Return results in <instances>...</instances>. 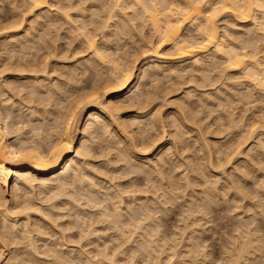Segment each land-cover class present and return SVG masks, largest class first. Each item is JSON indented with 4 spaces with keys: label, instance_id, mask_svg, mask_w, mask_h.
I'll list each match as a JSON object with an SVG mask.
<instances>
[{
    "label": "rangeland",
    "instance_id": "rangeland-1",
    "mask_svg": "<svg viewBox=\"0 0 264 264\" xmlns=\"http://www.w3.org/2000/svg\"><path fill=\"white\" fill-rule=\"evenodd\" d=\"M24 1L27 2V0H24ZM24 1L23 0H0V45L1 44L6 45L5 47L3 45L0 46V49H2L4 51L3 52L0 50V53H1V55H0V70L2 69L0 71V73L2 74L4 72L3 75H1L0 77H2V76H3L2 78H5L6 76L8 77L9 74H8V72H6V69H8L10 66L12 67L13 63L16 64V62H17L16 60L20 59L19 57H21L20 56L21 54H22V58H23V56L26 54V52L30 51L28 49V51H25L24 55H23L24 52H20V51H24V50H20V49H25L26 48L25 45H27L29 47V45L31 43H33L30 45V47H32V50L34 48L38 49V47L42 45L41 47H39L41 50L38 49L41 53L35 49L36 51L31 50L33 53L30 51L29 54L27 53L28 55L26 54L28 57L30 55V53L33 55L35 52L34 55H36V57H34V59L37 62L39 61V63H38L39 65L41 64L43 66V63L46 64L49 60H51V62H49L47 67H46V68L51 69V70H47V69L45 70V72L48 73V75H47L48 78L46 77V74H45V76H43L44 72H40L41 74H35V75H37V77H35V78H37L38 80L40 79L39 81L43 80V81H41V83L43 82L41 84V86H42L41 90L44 92L42 97L44 98L43 101L45 103L43 102L42 106L45 105L44 106L45 108L48 107L47 108L48 111H46L47 109H45V111H44L43 110L44 108L40 107L41 104L39 107H36L37 103L33 102L32 99L30 100V98H31L30 88L32 87V84L34 83L33 80L29 81L27 79V82L29 81L30 84L28 82V84H29L28 88H26L25 91L20 93L18 98H17V96H15L12 98V99L15 98L14 100L10 99L11 102H10V100H8V102H10V103H8V104L6 103V104H7V107L10 109L5 108V105L3 104V102H1V101H3V99L1 100L2 97H0L1 111L3 110V112L6 113V111H5V109H6L8 112L5 115L10 114L11 118H12V116H15L12 118L15 120H11V121H12V123L15 122V123H13V126L15 125L16 129L19 126H20V128L23 127L21 133H22V136L25 137L24 141L26 140V138L29 141L28 138L31 139L34 136V135H32V133H33L32 131H34V133L36 135L37 134L41 135L42 136V137L40 136L41 138L45 137L44 139L46 141L47 136L50 138V134L47 135L46 133H48V131L50 133L49 129L52 130L55 128V127H53V125L56 124L55 121L57 120L56 115H58V111L60 110L59 114H61V110L63 113L65 110L64 107L67 106L68 103H70V102H68L69 100L73 101L74 99L78 100V99L82 98V97H80V95H82V94L84 95V93H81V92L86 93L87 90H91V88L94 87L96 80L97 81L99 80L100 75L104 79L105 78L107 79L108 77H110L109 75L111 73L109 74L108 72L113 71L112 66L116 65L117 62L121 66H122V64H124L123 68L128 66V65L132 66V64L134 63V64H136L135 65L136 71H135V79H134L132 86L137 85L138 88L136 86L135 89L133 90V92H131V93L128 92L129 90L127 92L125 91L124 92L125 95L122 94V97H120L117 100L115 99V101H119L122 98L121 101H119V102H121V103L124 102L122 104L123 109L121 111L122 112L121 116L123 118H125L127 120L128 119L132 120L134 118H135V120L138 119V122L141 121V123H142L140 126L141 129L148 128V129H146L147 131H149L147 134L146 130L140 129L141 130L140 131V130H138L140 128L139 126H137V125L134 126L135 124L133 125L134 126L133 130L136 127L135 131H137L134 134V137H136L135 140L137 139L140 142V143L137 142V144L138 143H139V145L144 144L143 149H145V147H146L147 150L150 149L149 148L150 146L152 148L156 145L155 148H157V147H160L161 145H163L161 147L162 148L164 147L165 150L162 151L163 153L161 152L162 154H158L159 153L158 149L155 150L152 148L153 150L152 149H151V151L149 150L150 152H148L147 158H149L150 160H153V168H154L153 171H155V172L153 173V176H151L152 178L150 179L146 175L148 173L144 174L141 171V173L138 175L141 180L139 183L136 184L134 182V177L137 176L136 174L135 175L130 174L128 176L126 175V177L123 176V175H125L123 173H125L126 170H127V172H128V170H131V167L129 168V167H125L124 165H121L123 163L120 160H118L119 161L118 163L121 162L120 164H118V163H117L118 165L115 164L114 162L117 160L116 157L118 155L114 156V154H116L117 152L114 150H112V151H108V149H106L107 151L105 150V147H108L107 144L109 142H111L110 144H112V146H113V142L118 144V142L120 141L114 135L111 136V133L113 134L115 125H112L113 126L112 129L111 128L109 129L110 126H108L107 124L102 122L105 125H107L108 128L104 129L107 126L102 124L105 127L104 128L99 127L101 129L96 128L95 130L97 132L92 131L93 130L92 129V130H90L92 132L87 131L88 132V133H86L87 135H85L83 133L85 135V137L88 139L87 141H89L88 142L89 145L87 144L88 145L87 151H89V153H90L89 157L85 160V163L86 164L88 163L90 166L92 165V167L95 166L94 168H96V170L98 168L97 171H99V173L102 174L103 176H106L107 180H110L111 177L112 178L116 177V176L113 177L114 173H115V175L117 173L121 174V175L117 174V176H119V177H117L118 180H116L117 178H114L115 181L112 178H111V180L115 185L119 184L117 187H119V188L123 187L122 189L128 190L127 193L128 192L130 193V194H128L130 197L129 196H125V197H129L127 199L128 201L127 200L126 201H127V203L130 201L132 204L131 203H130V205L128 204L129 207H127V209L125 208V212L127 211L126 216L124 215L123 216L124 218H122L121 221H127L128 220L127 223L128 222L132 223L131 222L132 220H130V219L134 218L135 216H136V218H135L136 220H138V218L140 220V219L144 218V216L146 215L144 213H146V211H148V209H152L153 214L156 213L155 217H153L154 221H152V223L153 222L154 223L152 224L150 222L151 224H149V225H151V226H149V228H152V229H148V228L144 229L145 231L147 230L146 232H148V231H149V233L152 232L151 235L154 234V236L152 235V237H150V238L154 239L151 241H154V243H155V244L152 243V245H154V246H151L152 248L149 246L147 247V245H149L147 243L148 241L144 242L141 239H139L140 233L138 234V236L136 235V239H138V242H135V243L131 242V244L127 243V245H126V243H123V240H121L122 237L126 238V237L130 236V234H128L127 232H126L127 236H124V234H122L123 236L121 235L122 237L119 239L120 241L118 240L116 242L115 238L118 239V237H117L118 233H116V230L113 231L112 228L110 229L111 226H108V224H106V223L102 225V223H100V216L98 215V212H97V211H99L98 208L95 209V208H86L87 206L84 207V205L87 204V200L85 202L83 201V203H82V201L80 200L81 198L78 195L77 196L80 198L79 201H81L80 203L84 207L83 210L85 211V208H86V212H84V211L83 212L87 213V215H89L90 217L89 216L84 217V220H83V215L81 216V213H83V212H81L82 206L77 207V205H74L73 202H71V204H69L65 208V206L63 207V206L58 204L61 202L60 200H59L60 202L59 201H54V202H55V204L57 203V205H59L58 207H60L61 209L59 210V209H57L58 208L57 207L55 209V210H57L56 212L53 210L54 208L50 209V211H49L48 207H50V206L48 204H50V205L54 204V202L52 203V201L47 202L48 198H50V196H51V194H49L50 192L48 193L47 191H43L44 193H41L42 191L37 189L36 195L38 194L37 195L39 198L38 202H39V204L42 202L40 204V206H42L41 211L43 210L44 215L47 217L46 218L45 216H43V218L45 217V219H46V220H43L42 216H36L37 220H41V221L43 220L42 221L43 222V231L45 230V232H43L44 236L41 235L43 238L42 237L38 238V236H35V241L36 242L39 241V243H40L39 244L37 242V246L39 247V251L41 253V256L39 255V257H42V258H39L38 255H34L32 257V255L29 254L30 248H29V246H27V245H29V244H27L28 241L25 240V243L20 242L23 240L18 238L19 237L18 236V237H16L15 241L18 243V241L20 240L19 244H21L22 247H19V244L16 246H14V244H12L11 249H12L13 258L15 255H18V254L14 255V253H16V251L14 252V249L16 250V247H17V250H18L17 252L19 253V255L15 256V258L17 257L16 260L12 258L15 262L12 260L13 262H11V264L12 263L13 264H35V263L36 264H44V261H45V264L46 263L47 264H50V263L51 264H54V263L59 264L58 263L59 261H61L60 264H62V263L63 264H74V263L86 264L88 261L89 262L87 264H153V263H155L154 261L157 260L158 258H159L158 262L156 261L157 264H167V263L168 264H227L228 262H229V264L230 263L235 264L234 263L235 261H238L239 262L238 264H264V245H262V243L264 242V241L262 242V240H264L263 239L264 238V151H263L264 150L263 149L264 148V144H263V142H264V130H261V129H264V126L261 127L262 124L264 125V123H262V121L264 122V93L262 92V89L259 86L256 87V85H254L253 82H250V79L247 80L248 77L244 75L245 73L243 70H238V71H232L231 70L230 71L229 68L225 65L226 63L224 64L225 61L223 59H221V58H217V59L215 58L214 59V56L211 55L212 51L210 53H205V54L201 55V58L203 61H201L202 64L200 63V65L198 67L191 64L192 60H181V59H179V57L177 55V51L172 52L173 50H175L172 46H165L166 48L165 47L163 48L162 53L165 54L167 52L168 54L170 53L171 56L165 54L167 56H165V58H164V55H163L164 60H159L160 62L158 60H156L154 57H151L150 55L146 56V54H149V52L148 53H146V52L152 46L158 45L160 42L159 41L160 39H158V35H156V33H154V30L152 29V26H151V22L148 21V19L146 17H143L144 15L142 16V14H144V13L141 14L142 10L139 8L137 9V7L135 9V7L130 5V4H128V5L132 6V7L127 9V6H126L127 3H125V2H124L125 5L122 4L123 3L122 2L121 3L122 6H121V4L118 3L116 0H48L49 4L52 5V7L55 9V11H56V9H60V7H61V10H62V8H65V10H62V11L57 10L55 12L53 10V8H51L52 9L51 11H47L46 9H44L45 11L42 10L40 13L36 12L37 14L35 16H33L34 14H32V13H31L32 16H28V15L23 16V15H25L24 13H26L25 10H27L26 6H28V4H29V1L27 2V5L25 4L26 2H24ZM69 4H71V5H69ZM72 4H73V6H72ZM167 4H168V2H167ZM118 5H120V6H118ZM69 6L72 7L73 9H69ZM165 6H166V4H165ZM113 7H115V8H113ZM24 8H25V10L23 13L22 11ZM125 8H126V10H125ZM66 9L69 11H66ZM64 11L68 12L71 19L72 18L73 19L69 21V20H66L67 18L65 19L64 16L62 17V15L61 16L59 15V14H61L60 12L63 13ZM42 12L43 13L45 12L44 16H42V14H43ZM109 12H110V14H112L111 16L109 15ZM95 13H97V14H95ZM31 14H29V15H31ZM48 14L50 15V17ZM220 14H221V17H217L218 19L216 20L217 21L216 25L219 28L220 36H222L224 38L225 42L227 44H231V45L235 46L236 48L239 45L238 49H241V50L243 49V48H241V47H243V45L246 47L248 44H250V45H248V46H251L250 49L246 50L247 48H244L245 50L244 49L243 50L245 52L247 51L251 55L257 54V52L255 53L254 50H258L260 48V50H258L259 54H257V55H258V58H260V59L262 58V61L261 60L260 61L262 63H264V61H263L264 60V54H263L264 53V42L262 43L259 41L262 39V37L264 38V36H262V34H260V32L258 33L257 31H254L255 30L254 24H253L254 21L248 22L246 24V27H245V24H242L239 20L237 21V19H235L230 13L223 12ZM220 14H219V16H220ZM229 15H231V16H229ZM258 15L259 14H257V12L254 13V17L256 18L257 22L261 21L260 18L262 17L261 14L259 15L260 17ZM36 16L38 18H36ZM23 18H24V23L22 22V26L18 25V24H21V20H23ZM47 18L48 19L50 18L51 20L50 19L49 20L52 22L54 21V22L51 23ZM52 18L55 20H53ZM16 19L18 21L20 19V22H16L17 21ZM30 19L32 21H30ZM34 19L35 20L37 19L36 20L37 22ZM33 20H34V23H33ZM44 20H46V21H44ZM14 21L17 24H15ZM55 21L57 22V24ZM226 21L229 23H227ZM70 22H71V24H70ZM104 22H106V23L104 24ZM32 23H33V25H32ZM101 23H102V25L103 24L106 25L108 23L106 25L107 28L105 27L103 29L102 27L104 25L102 26ZM99 24H100V26H99ZM229 24H230V26H229ZM16 25H18V26H16ZM48 25H50L51 27H53V25H56L55 28L54 27L52 28V29H55L56 31L52 30V29H50V31H49L50 26H48ZM191 25H192V27L190 26V24H188L183 32L184 33L186 32V36H188V38H190V37L195 38L194 36H196V38H197V35H196L197 34V31H196L197 27L195 25H194L195 26L194 27L193 24H191ZM231 25L233 26V28ZM74 26H76V27H74ZM223 26L229 30H226ZM230 27H231V29H230ZM248 29H252V30L247 31ZM45 30H47L48 32ZM220 30H222V31H220ZM224 30H225V32L227 31V34L229 32V35L225 34ZM251 31H253V32H251ZM40 32H42V33L40 34ZM248 32H249V35H248ZM250 32H251L252 37L250 36ZM43 33H45V34H43ZM47 33H48V35H47ZM5 34H7V35H5ZM24 34H26V35L24 36ZM38 34L40 36L42 34L46 35V37L42 39V37L38 36ZM245 34L247 37L249 36L251 38H249V37L247 38L245 36ZM232 35L234 37H232ZM239 35L241 36V39H240ZM34 36H35V38H34ZM58 36H59V38H58ZM87 36L88 37L90 36L89 38H91V37L95 38L96 37V42H97L96 44L98 45V47H100V49H102L101 51L103 52V54L106 55V56L105 55L104 56L106 58H108L107 60H112V62L114 60V63L115 62L116 63L113 65L111 63V61L108 62L105 58H104V60H105V62L108 63V65H107V63L104 62V60L100 61V59H99V61H98V58H96L94 55H92L93 51H90L91 49H90V47H88L89 44L86 43V42H88ZM226 36L229 39H227ZM11 37L16 38L15 40H21L24 37H27V38L23 39L25 41L24 47L19 48L18 44H14L12 42V40H10ZM256 37L257 38L259 37L260 39L258 38V40H257ZM29 38H31L32 41L29 42L28 40H31ZM40 38L42 40H44L43 41L44 43L39 45V42L41 41ZM47 38H48V42H46ZM235 38L237 39V41L236 40H235V42L232 41V39H235ZM242 38H244L243 40L245 42L242 40ZM255 38H256L257 43H256V41L253 43ZM4 40H7L8 42L11 41L13 44L7 43ZM38 40H40V41H38ZM27 41H28V43L26 44ZM238 41L241 44H237ZM263 41H264V39H263ZM243 42L247 45H245ZM246 42H248V43H246ZM251 43L254 44L255 46L254 45L252 46ZM255 43L257 44V47H256ZM35 44H37L38 46H36ZM13 45H15L16 47ZM17 45H18V47H17ZM32 45H34L36 47H33ZM149 46H151V47H149ZM13 47L15 49H17L18 51L15 50V53H13L14 52ZM45 47H47V49H45ZM252 47H254V48L256 47V48L253 50ZM8 48H10L9 53L11 55L9 53H6V51H8L7 50ZM251 49L254 52L250 51ZM45 50L49 51L48 54H46L47 52ZM55 50H56L57 54L55 53ZM19 52L21 54H19ZM36 52L37 53L39 52V54L37 55ZM251 52H253V53H251ZM5 54H7V55H5ZM49 54H50V56L48 57ZM39 55L41 58L43 55H45L46 57L44 59V56H43V58L41 59L39 57ZM108 55L111 57L110 59H109ZM11 56H12V58L9 59L8 57H11ZM37 56L40 58V60ZM93 56H94V58H93ZM51 57H54L55 59L53 58V60H52ZM25 58H24V60H27L28 62L33 63V61H34L33 56L30 57L33 59L32 61L30 58H27V59H25ZM135 59H137L136 63H135V61H136ZM3 60H4V62L5 61H7V62H5V64H4ZM13 60L15 62L12 63L11 61H13ZM163 61H165V62H163ZM10 62H11V65H10ZM102 62H104V63H102ZM204 63H205V65H204ZM6 64L9 66H7ZM18 64L19 63L17 62L16 65H18ZM154 64H155V66H153ZM4 66H6V68H4ZM45 66L46 65H44V68H45ZM99 66H101V67L99 68ZM109 66H110V68H109ZM3 68H4V70H3ZM44 68L41 67L40 69L43 70ZM102 68H103V70H102ZM190 68L191 69L193 68V69L190 70ZM194 68H196V69H194ZM71 70L74 73H72ZM106 70H107V72H106ZM180 70H182V71H180ZM194 70H195V72H194ZM197 70H198V72H197ZM97 71H99V72H97ZM142 71H144V72H142ZM190 71H192L193 73ZM93 73H94V76H93ZM95 73H97V74H95ZM144 73L146 74L145 76L147 78L142 76V74L144 75ZM104 74L107 75V77ZM189 74H191V75H189ZM25 76H27V74H25ZM32 76H34V75H32ZM49 76H51V77L49 78ZM74 76H75V78H74ZM95 76H96V80H95ZM103 76H105V77H103ZM244 76L247 78H245ZM57 77H58V79H57ZM205 77H207V78H205ZM2 78H0V81L2 80ZM59 78H60V80H59ZM64 80L65 81L68 80V82H66V85H65ZM205 80L207 81V83ZM23 81L26 82V80H22L19 82V84H22ZM53 82L55 84H53ZM72 82L74 84H72ZM203 82H205V83H203ZM84 85H85V87H84ZM91 85H93V86H91ZM96 85L97 84H95V86ZM52 86L55 87V90H57V91L54 90L52 93H49V91H50L49 87L51 89ZM64 86H66V87H64ZM56 87L58 89H56ZM82 89H83V91H82ZM136 89H137V91H136ZM64 90H65V92H64ZM56 92H58V93H56ZM62 92H64V94ZM248 92L250 94H248ZM87 93H89V92H87ZM25 94H27V96ZM57 95H59V96H57ZM61 95H63V97ZM53 96H54V98H53ZM132 96H133V99H131ZM19 97H21V100L24 99L22 102L25 101V104H27L28 106L25 105L24 103L21 104L22 102H21ZM59 97H61V98H59ZM50 98L52 99L51 101H49ZM4 99H8V97L4 96ZM29 100H30V102H28ZM56 100H58V101H56ZM65 100L67 103L65 102ZM110 100H114V97L107 98V101H110ZM136 100H138V101H136ZM54 101H55V105H54ZM59 101H60V104L58 103ZM26 102H28V103H26ZM31 102H33V103L31 104ZM138 102H139V104H138ZM142 102H143V105H142ZM13 103H14V105H13ZM34 103L36 106L34 105ZM41 103H42V101H41ZM46 103H49V104L46 105ZM61 103H63V104L66 103V104H65V106H63V104L61 105ZM51 104L57 108H55L54 106H51ZM133 104H134V106H133ZM137 104H138V106H137ZM29 105H31V106H29ZM59 105H61V108L59 107ZM12 106H13L14 110H12L13 109ZM131 107H133V108H131ZM52 108H54L55 110ZM30 110L35 111V113L33 112L32 113L33 115H32ZM50 111L52 112V115H51ZM46 112H47V114H46ZM30 115H32V116H30ZM44 115H46V116H44ZM49 117H51V118H49ZM53 117L55 120H52ZM152 118L156 120V121L154 120V123L156 125L153 123ZM260 120H262V121H260ZM144 121H145L146 126L144 124ZM47 122H49V123H47ZM132 122H133V120H132ZM176 122H178V123H176ZM260 122H261V124H260ZM161 123H162L161 128L157 129V127H159V126H157V124L160 125ZM232 124L233 125L235 124L237 128L235 127V125L233 126ZM147 125H148V127H147ZM252 125H254V126L256 125V126L254 127ZM15 126H14V128H15ZM40 127L42 128V130L40 129L41 132L39 130ZM256 127H257L258 131H255V130L251 131V129H253V128L256 129ZM33 128L34 129L38 128L37 130H39V131L36 130L37 131V133H36V131L33 130ZM82 128H84V126ZM107 129H109L108 130L109 132L105 131ZM143 131H145V132H143ZM250 131L252 132L251 134L253 136L249 133ZM81 132H83V131H81ZM81 132L79 133V136H81L80 138H82L84 136L83 134H81ZM104 132L109 133L110 136L107 133L105 134ZM175 132L177 133L178 136L176 135ZM42 133L45 135H43ZM141 133H142V135L146 133L145 136L147 135L148 138L145 137L144 135L142 136ZM253 133H255V135ZM137 134H140V136L143 137V138H141L138 135L142 140H140V138L136 136ZM180 134H183V135H180ZM16 135H18V133ZM94 135H95V137H94ZM106 135H108V136H106ZM13 137L14 138L12 139V141H14V139L17 138V136H13ZM23 137H21V138L23 139ZM110 137H112V139ZM144 137H145V139H144ZM34 138H35V136L33 137V140H34ZM146 139L148 141H146ZM151 139H153L154 141L158 140V142L157 141L154 142ZM16 140H17V142L19 141L18 139H15V141ZM27 140H26V142H27ZM31 140H30V142L33 141V140L32 141ZM95 140H97V141L94 143L93 141H95ZM105 140H107L108 143ZM103 141H105V142H103ZM149 141H150V143H147ZM151 141H153V142L151 143ZM153 143H156V144H153ZM170 143H171V145H170ZM117 144H114V145H117ZM145 144H147L148 146H146ZM240 144H242V145H240ZM119 145H120V143H119ZM170 146H171L172 150L170 149ZM99 147H101V148H99ZM259 148H261L262 150H260ZM100 149L101 150L103 149L104 152H103V150L101 151ZM239 149H240V151H239ZM169 150L171 152L168 154ZM100 151L103 153H101ZM113 152H116V153H113ZM111 153H113V155ZM154 154H156V155L153 156ZM227 154H228V156H227ZM95 156H97V157H95ZM111 156L113 157L112 159H111ZM105 157H107V158H105ZM154 157H156V158H154ZM89 159H92V160H89ZM160 160L162 161V163H164V165L162 163H160ZM110 161L112 163H114L115 166L116 165L117 166L115 167L114 164L110 163ZM230 161H231V163H229ZM157 162H159V163H157ZM228 163H229V165H228ZM210 164H211V166H210ZM110 165H112L113 167H111ZM157 165H158V167H157ZM212 165H213V167H212ZM90 166H89V168H91ZM221 166H223V167H221ZM237 166H239V167H237ZM210 167H212V168H210ZM134 168L135 167H133L132 169H134ZM136 168L138 169V167H136ZM219 168H220V170H219ZM157 170H161L160 171L161 173L159 171L157 172ZM82 171H81V173L83 175H85L86 172H82ZM137 171H140V170H137ZM129 172H131V171H129ZM202 173L205 174L204 175L205 177L206 176L207 177L204 178ZM155 174H157V175L159 174L160 177H162L163 179H161L159 177V175L157 176ZM122 176L124 178H121ZM128 177H131V178H128ZM153 178H154V180H153ZM171 179H172V181L173 180L174 181L171 182ZM107 180L105 181V183H104V180H102V179H99V180L96 179L95 181H96V183H97V181L99 183H101L103 181L104 185H103V183L101 185L97 183V185H99L100 187L101 186L104 187L105 185L106 186H107V184L111 185V183H112V182H110L111 180L108 182H107ZM217 180L219 181V183ZM151 181L153 184L150 183ZM131 182L133 184L135 183V185L138 187L136 188L134 185H132ZM11 184L13 185V182L10 183L9 193L7 194V198L9 200L11 199V192H10L11 191L10 189L12 187ZM55 184L57 185V183H55V182H54V185L52 183L53 187L55 186ZM243 184H245V186ZM213 185H215V186H213ZM77 186H78V183H77ZM237 186H239V187H237ZM128 187H129V189H128ZM154 187L155 188L157 187V188L155 189ZM165 187H167V188H165ZM107 188H108V186H107ZM50 189H51L50 191L52 193L53 189L52 188H50ZM78 189H79V186H78ZM147 189H148V192H147L148 195L146 194ZM161 189L164 192L167 191L168 194H166L167 192L164 193ZM96 190H98V188ZM157 190H158V192H157ZM213 190H215V191H213ZM70 191H71V189H70ZM141 191L143 193H141ZM24 192H23V190L21 192V193H23L22 195H20V196H22V198L26 195ZM55 192L56 191H53V194ZM105 192H108V191L104 190V193H102V194L103 195L105 194L104 195L106 197L105 199L108 201L110 199V195L106 196ZM170 192H172V193H170ZM209 192L214 193V194H211ZM73 193H74V190H73ZM152 193H154L157 197ZM164 194L167 196H165ZM103 195L100 197L103 198L104 197ZM145 195H147V197ZM161 195H163V196L161 197ZM131 196H132V198H131ZM107 197H108V199H107ZM207 197H209V198H207ZM25 198L26 197H24V199ZM46 198H47V200H45ZM158 198H160V199L164 198V199L159 200ZM132 199L133 200L135 199V200L133 201ZM165 199H166V201L164 202ZM61 200H65V199H61ZM152 200H154V201H152ZM156 200L157 201L159 200V202L156 203ZM168 200H169V202H168ZM44 201H46L45 204L47 206L44 204ZM195 201H196V203H195ZM149 202H151V203H149ZM162 202H164L163 205H162ZM193 202H194V205H193ZM108 203H109V201L107 202V205H110L111 206L110 208L114 207L113 204H111V203L108 204ZM140 203H143V204H140ZM42 204H44V205H42ZM144 204H146V207H143V206H145ZM154 204H156V205H154ZM195 204H197L198 206ZM73 205L77 207V210H76V207H73ZM132 205H133V207H131ZM149 205H152V206H149ZM16 206L17 205H15V207ZM104 206H106V205H104ZM140 206H142L143 208ZM196 206L199 208L198 210H196L197 209ZM203 206H204V208H203ZM62 208H63V211H62ZM70 208L71 209L73 208L74 210L73 209L71 210ZM131 208H132V210H134V211H132L133 214L130 211ZM133 208H135V209H133ZM138 208H140V209H138ZM141 208H142V210H141ZM69 209H70V211H68ZM128 209H130V210L128 211ZM45 210H48V211H45ZM204 210H205V212H204ZM260 210H262L263 212ZM16 211H17V209H16ZM77 211H78V214L80 213V218H82V219H79V221L77 219L78 214L75 213ZM112 211L114 212V208ZM199 211H200V213H199ZM45 213L48 215H46ZM64 214H65V217L67 216V214L68 215L70 214V216H67V218H65ZM74 214H77V215H74ZM91 214H93V215H91ZM123 214H125V213H123ZM143 214H144V216H143ZM52 216L54 217L53 220L49 221L48 217H49V219H52ZM62 216L64 218H62ZM22 217L19 216V218L21 219L19 222V225L21 227L18 225L20 227V228L18 227V229L22 228L21 230H23V229L25 230V228H23L25 226L24 225L25 223H23V222H25V221L22 220L23 219ZM30 217L35 218L33 216V214H30ZM72 217H74V218H72ZM55 218L58 220H56ZM71 218H72V220H71ZM35 220L33 222H35ZM69 220H71V221H69ZM81 220H82V222H81ZM53 221H55L56 225H54ZM72 221H74V223ZM75 221L77 222V224L78 223L80 224V227H77L79 224L77 226H75V223H76ZM91 221L93 222L94 225L95 224L96 225L93 226ZM95 221H96V223H94ZM60 223L62 225H60ZM71 223L74 224V227H73V225H71ZM52 225H54V226H52ZM69 225L72 226V228L74 230L72 229V231H71L70 230L71 228ZM83 225L86 228L87 227L88 228L86 229ZM247 225H248V227H246ZM48 226L50 229L48 228ZM56 226H58V227L60 226V227L59 228L57 227L58 228L57 229ZM81 226H83V227H81ZM90 226L92 228L93 235L86 237L89 234V232H91V230L88 231ZM6 227H8V229L11 230L12 225L10 223H6ZM51 227H52V229H51ZM61 227L63 228L62 229L63 231L65 230L64 234H61V232L63 233V231L60 229ZM64 227H65V229H64ZM107 227H109V230ZM81 228L82 229L84 228V229L82 230ZM93 228L94 229L96 228L95 232H93ZM24 230H23V232H24ZM47 230H48V232H46ZM111 230L115 233H113ZM81 233L84 235L85 234H87V235L84 237V235H82ZM123 233H125V230ZM156 233H158V234H156ZM145 235L143 234V237L144 238L146 237V240H147L148 237H147V235L146 236ZM246 235L248 237H246ZM59 238H61V240H63V244ZM82 238H84V239L82 240ZM110 238H112L114 240H112ZM161 238L163 240H161ZM247 238H249V239H247ZM36 239H38V240H36ZM40 239H42V240H40ZM157 239H160V240H157ZM258 239L259 240L262 239V240L259 241ZM44 240H45V242H44ZM143 240H145V239H143ZM148 240L150 243L151 241L149 238H148ZM250 241H252V242H250ZM258 241H259V243H258ZM141 242H143V243H141ZM246 242L249 245L251 244L250 247H249V245L245 246ZM248 242H250V243H248ZM240 243L242 244L241 246H240ZM243 243H244V245H243ZM252 243H253V246H252ZM44 244H46L45 247L48 245L49 246L46 247V249H44ZM60 244H62V246ZM122 244H124V245H122ZM155 245H158V246H156V248H155ZM25 246H27L29 251L27 248H25ZM118 246H120V248H119L120 250H116V248H118ZM243 246L246 247L245 248L246 252H245V254L243 253L244 255L241 254V256H243V258H244V259L241 258V260H242L241 261L240 258H238V257H241V256H238L239 255L238 252L240 249L242 250V251L240 250L241 252H244ZM157 247H158V250H157ZM238 247H240V249ZM257 247H258V250H257ZM261 247H263V249H262L263 252L259 250V249H261ZM48 248H51V250H53L54 255L57 258L59 257L58 258L59 261L55 260L56 257H55V259H52V258H54V255L52 254L53 252L51 250H50L51 251L50 252ZM22 249H24V251ZM40 249L43 251L41 252ZM104 249H105V251H104ZM151 249H153V250H151ZM250 249H251V251H250ZM146 250H148V251H146ZM159 250H160V252H159ZM21 251H22V253H21ZM81 251H83V252H81ZM115 251H116V253L121 252L120 256L118 255L119 257L117 256V258H114V259H110L111 257L110 258L108 257L107 260H103L102 255L105 254V252H106V254H109V256L110 255L112 256V254ZM152 251L153 252L156 251L157 254L155 252H154L155 254L154 253L151 254ZM247 251H250V252H247ZM49 252H50V254H52L53 257L49 254ZM67 252H69V253H67ZM93 252H94V254H93ZM46 253L49 256L48 260L43 258V257H46V258L48 257V256H44V255H47ZM70 253H72L73 256L70 255ZM82 253H84V255ZM91 253H92V255H91ZM100 253H102V255ZM237 253H238V255H237ZM97 254H98V256H97ZM246 254H248V256H245ZM95 255L97 258L95 257ZM99 255H100V257H102V259L99 257ZM155 255L158 258L155 259ZM29 256H30V258H29ZM65 256L68 257L67 258L68 260L70 258L72 261L69 260L71 262H68L67 259L65 260ZM92 256H94V258ZM236 256H238L237 257L238 259L235 258ZM50 257H52L51 258L52 260H50ZM63 257H64V260L66 262L63 260ZM31 258H33V259H31ZM89 258L92 260L90 261ZM106 258H104V259H106ZM230 258L231 259L233 258V260H231ZM19 259H20V261H19ZM36 259H38V260H36ZM60 259H62V260H60ZM34 260H36V261H34ZM81 260L84 262H82ZM111 260H113V261H111ZM40 261H42V262L40 263ZM51 261H53V262H51ZM5 262H3L1 264H6Z\"/></svg>",
    "mask_w": 264,
    "mask_h": 264
},
{
    "label": "bare ground",
    "instance_id": "bare-ground-1",
    "mask_svg": "<svg viewBox=\"0 0 264 264\" xmlns=\"http://www.w3.org/2000/svg\"><path fill=\"white\" fill-rule=\"evenodd\" d=\"M24 1V0H23ZM29 1V4H28V6H26V9L27 10H25V8L23 9V13H24V10H25V12L26 13H24L25 15H23V16H26V15H28V16H32V14H34L33 16H35L37 13L36 12H41L42 10H44V9H46L47 11H51L52 9L51 8H53L52 7V5L51 4H49V2H48V0H27V2ZM118 3H122V4H124L125 5V3H127V9L128 8H131L132 6H134L135 7V9H136V7H137V9L139 8V9H141L142 10V12H141V14L142 13H144V14H142V16L143 17H146L147 19H148V21H150L151 22V26H152V29L154 30V33H156V35H158V39H160L159 41V44L158 45H155V46H149V47H151L146 53H148L149 52V54H146V56H148V55H150L151 57H154L156 60H164V58H165V56H167V55H170L171 56V54L169 53H165V54H167V55H165L164 53H162V50H163V48L165 47V46H172L175 50H171L172 52H174V51H177V55H178V57H179V59H181V60H192V65H194V66H199L200 65V63H201V61H203L202 60V58H201V55H203V54H205V53H210L211 51H212V53H211V55H213L214 56V59L216 58H221V59H223L225 62H224V64L229 68V70L231 71H238V70H243L244 71V75L245 76H247V77H245V78H247V80L248 79H250V82H253V84L254 85H256V87H260L261 89H262V92L264 93V63H262L261 61H262V58L260 59V58H258V55L257 54H259L258 53V50H260V48L258 49V50H254L256 47H257V41H256V38H255V40L253 41V43L256 41V47L254 48V47H252L253 48V50L255 51V53L257 52V54H255V55H251V54H249L247 51V53L244 51L245 49L244 48H247L246 50H248V49H250V47L251 46H248V45H250V44H245L244 42V38H242V40L244 41L243 43L245 44V45H247L246 47L243 45V47H241V48H243L242 50L241 49H238V47H239V45L237 46V48L235 47V46H233V45H231V44H227L226 42H225V40H224V38L222 37V36H220V32H219V28L217 27V25H216V20L218 19L217 17H221V14L220 13H223V12H228V13H230L235 19H237V21L239 20L242 24H245V27H246V24L248 23V22H250V21H254L253 22V24H254V31H257L258 33L260 32V34H262V36H264V0H116ZM24 2H26V1H24ZM27 2L25 3L26 5H27ZM116 2V3H117ZM125 2V3H124ZM167 2H168V4H167ZM122 4H121V6H122ZM128 4H130V5H132V6H129ZM165 4H166V6H165ZM51 5V6H50ZM69 5H71V4H69ZM115 5V4H114ZM123 5V6H124ZM25 6V5H24ZM72 6H73V4H72ZM118 6H120V5H118ZM125 6V7H126ZM129 6V7H128ZM28 7V8H27ZM116 7V6H115ZM115 7H113V8H115ZM68 8V7H67ZM69 9H73L72 7H70L69 6ZM53 10L55 11V9L53 8ZM57 10H60V11H62V10H65V8H62V10H61V7H60V9H56V11ZM121 10V9H120ZM125 10H126V8H125ZM45 11V10H44ZM55 11V12H56ZM66 11H69V10H67L66 9ZM66 11H64L63 13L62 12H60L61 14H59L60 16L62 15V17L64 16V18L66 19V20H72L71 19V17H70V15L68 14V12H66ZM28 12V13H27ZM34 12V13H33ZM54 12V13H55ZM255 12H257V14H261V21H256V18L254 17V13ZM32 13V14H31ZM43 13V12H42ZM45 13V12H44ZM44 13L42 14V16H44ZM138 13V12H137ZM29 14H31V15H29ZM95 14H97V13H95ZM140 14V15H141ZM219 14H220V16H219ZM226 14V13H225ZM39 15V14H38ZM49 15V14H48ZM109 15L111 16L112 14H110V12H109ZM146 15V16H145ZM231 15H229V16H231ZM258 15V16H259ZM21 16V15H20ZM27 16V17H28ZM41 17V16H40ZM49 17H50V15H49ZM53 17V16H52ZM225 17V16H224ZM260 17V16H259ZM36 18H38L37 16H36ZM43 18V17H42ZM46 18V17H45ZM70 18V19H69ZM110 18V17H109ZM28 19V18H27ZM48 19V18H47ZM50 19V18H49ZM48 19V20H49ZM53 19V18H52ZM112 19V18H111ZM234 19V20H235ZM259 19V18H258ZM17 20V19H16ZM35 20V19H34ZM34 20H33V23H34ZM37 20V19H36ZM35 20V21H36ZM39 20V19H38ZM41 20V19H40ZM47 20V21H48ZM51 20V19H50ZM49 20V21H50ZM53 20H55V19H53ZM30 21H32L31 19H30ZM42 21V20H41ZM40 21V22H41ZM44 21H46V20H44ZM43 21V22H44ZM68 21V22H69ZM16 22H20V19H19V21L17 20ZM22 22L24 23V18H23V20H21V24H18V25H20V26H22ZM37 22V21H36ZM35 22V23H36ZM51 23H53L52 21H50ZM56 22V21H55ZM74 22V21H73ZM72 22V23H73ZM227 22V21H226ZM14 23H15V21H14ZM33 23H32V25H33ZM39 23V22H38ZM50 23V24H51ZM75 23V22H74ZM96 23V22H95ZM106 22H104V24H105ZM227 23H229V22H227ZM232 23V22H231ZM15 24H17V23H15ZM42 24V23H41ZM40 24V25H41ZM55 24V23H54ZM56 24H57V22H56ZM70 24H71V22H70ZM103 24V25H104ZM108 24V23H107ZM106 24V25H107ZM188 24H190V26L192 27V25L191 24H193V26L195 25L197 28V38H196V36H194L195 38H193V37H190V38H188V36H186V32L184 33L183 31H184V29L186 28V26L188 25ZM226 24V23H225ZM250 24V23H249ZM18 25H16V26H18ZM52 25V24H51ZM73 25V24H72ZM71 25V26H72ZM101 25H102V23H101ZM102 25V26H103ZM106 25H104L102 28L104 29L105 27L107 28V26ZM228 25V24H227ZM15 26V27H16ZM19 26V27H20ZM43 26V25H42ZM48 26H50V25H48ZM55 26L56 25H53V27L55 28ZM99 26H100V24H99ZM194 26V27H195ZM229 26H230V24H229ZM232 26V25H231ZM235 26V25H234ZM248 26V25H247ZM14 27V26H13ZM45 27V26H44ZM53 27H51L50 26V28H49V31H50V29H52ZM74 27H76V26H74ZM193 27V28H194ZM224 27V26H223ZM240 27V26H239ZM249 27V26H248ZM11 28V27H10ZM21 28V27H20ZM78 28V27H77ZM225 28V27H224ZM223 28V29H224ZM232 28H233V26H232ZM42 29V28H41ZM47 29V28H46ZM76 29V28H75ZM226 29V28H225ZM230 29H231V27H230ZM241 29V28H240ZM44 30V29H43ZM52 30H55V29H52ZM77 30V29H76ZM226 30H229V29H226ZM243 30V29H242ZM250 30H252V29H248L247 31H250ZM24 31V30H23ZM41 31V30H40ZM45 31H47V30H45ZM56 31V30H55ZM78 31V30H77ZM220 31H222V30H220ZM48 32V31H47ZM224 32H225V30H224ZM251 32H253V31H251ZM251 32H250V36H251ZM256 32V33H257ZM27 33V32H26ZM30 33V32H29ZM42 32H40V34H41ZM196 33V32H195ZM255 33V32H254ZM9 34V33H8ZM31 34V33H30ZM43 34H45V33H43ZM39 35L38 34V36H40V37H42V39L43 38H45L46 37V35ZM50 34V33H49ZM225 34H227V31L225 32ZM231 34V33H230ZM235 34V33H234ZM238 34V33H237ZM241 34V33H240ZM5 35H7V34H5ZM26 34H24V36H25ZM29 35V34H28ZM32 35V34H31ZM47 35H48V33H47ZM190 35V34H189ZM195 35V34H194ZM227 35H229V32H228V34ZM236 35V34H235ZM248 35H249V32H248ZM15 36V35H14ZM36 36V35H35ZM35 36H34V38H35ZM192 36V35H191ZM224 36V35H223ZM240 36V35H239ZM243 36V35H242ZM245 36H246V34H245ZM10 37V36H9ZM28 37V36H27ZM27 37H24L23 39H25V38H27ZM30 37V36H29ZM32 37V36H31ZM88 37V36H87ZM90 37V36H89ZM87 38V41L88 42H86L87 44H89V46L88 47H90V51H93V54L92 55H94L96 58H98V61H99V59H100V61H103L104 60V58L107 60L108 58H106L105 56V54H103V52L101 51L102 49H100V47H98V45L96 44L97 42H96V37L94 38V37H91V38ZM225 37V36H224ZM231 37V36H230ZM232 37H234L233 35H232ZM247 37V36H246ZM249 37V36H248ZM247 37V38H248ZM252 37V36H251ZM251 37H249V38H251ZM261 37V36H260ZM19 38V37H18ZM58 38H59V36H58ZM226 38L227 39H229L227 36H226ZM254 38V37H253ZM259 38V37H258ZM258 38H257V40H258ZM16 38H12L11 37V39L10 40H12V42L14 43V44H18L19 45V48H23L24 47V40L23 39H21V40H15ZM29 39H31V38H29ZM38 39V38H37ZM41 39V38H40ZM41 39V41L40 40H38V41H40L39 42V45L40 44H42V43H44L43 41L44 40H42ZM56 39V38H55ZM240 39H241V36H240ZM260 39V38H259ZM263 37H262V41L261 40H259L260 42H264L263 41ZM9 40V41H10ZM27 40V39H26ZM34 40V39H33ZM50 40V39H49ZM235 40L237 41V39L235 38V39H232V41H234L235 42ZM4 41H6L7 43H11V44H13L11 41L10 42H8L7 40H4ZM29 42L30 41H32V39L31 40H28ZM28 41L26 42V44L28 43ZM35 41V40H34ZM37 41V42H38ZM231 41V40H230ZM241 41V40H240ZM249 41V40H248ZM258 41V42H259ZM3 42V41H2ZM46 42H48V38H47V41ZM6 43V44H7ZM53 43V42H52ZM242 43V44H243ZM246 43H248V42H246ZM31 44H33V43H31ZM30 44V45H31ZM38 44V43H37ZM37 44H35L36 46H38ZM237 44H241V43H239V41H238V43ZM1 45H3V44H1ZM0 45V46H1ZM18 45H17V47H18ZM30 45H29V47H30ZM251 45L253 46L254 44H252L251 43ZM259 45V44H258ZM261 45V44H260ZM4 47L6 46L5 44L3 45ZM12 46V45H11ZM10 46V47H11ZM13 46H15V45H13ZM21 46V47H20ZM33 47H36V46H34V45H32ZM42 46V45H41ZM41 46H39V47H41ZM45 46V45H44ZM55 46V45H54ZM53 46V47H54ZM57 46V45H56ZM255 46V45H254ZM3 47V48H4ZM8 47V46H7ZM16 47V46H15ZM25 47L27 48H25V49H20V50H24V51H20V52H24L23 53V55L25 54V51H28V49L31 51L32 50V47H28L27 45H25ZM38 47V49L39 50H41L40 48ZM48 47V46H47ZM47 47H45V49H47ZM51 47V46H50ZM171 47V48H172ZM249 47V48H248ZM166 48V47H165ZM9 49L10 48H8L7 50L8 51H6V53H9L10 51H9ZM12 49V48H11ZM36 48H34L32 51H36V50H38V49H36ZM55 49V48H54ZM1 51H3L2 49H0ZM15 50L16 51H18L17 49H15L14 47H13V53H15ZM38 50V51H39ZM252 49L250 50V51H253ZM30 51H28V52H26V54L28 53L29 54V52ZM31 51V52H32ZM46 52V54H48V50H45ZM104 51V50H103ZM253 51V52H254ZM4 52V51H3ZM2 52V53H3ZM11 52V53H12ZM19 52V54H21ZM40 52V51H39ZM39 52L37 53V55L39 54ZM51 52V51H50ZM53 52V51H52ZM106 52V51H105ZM164 52V51H163ZM253 52H251V53H253ZM260 52V51H259ZM33 53V52H32ZM41 53V52H40ZM55 53H56V50H55ZM92 53V52H91ZM10 54V53H9ZM18 54V53H17ZM25 54V55H26ZM27 54V55H28ZM34 54H35V52H34ZM32 55L31 53H30V55L27 57V55L25 56H23V58H22V54L20 55L21 57H19L20 59L19 60H16L19 64L18 65H16L17 64V62H16V64L15 63H13V62H15L14 60L13 61H11L13 64V66L10 68H8V69H6V72H8V74H9V76L6 78H2V77H0V78H2V80L0 81V97H2L1 98V100L3 99V101H1V102H3V104L5 105V108H7V109H10V108H8L7 107V104L8 103H10L11 102V100L10 99H12L13 97H15V96H17V98H18V96H19V94L20 93H22L23 91H25L26 90V88H28V85L30 84V80H33L34 81V83L32 84V87L30 88V96H31V98H30V100L32 99V101L33 102H35V103H37V106L35 105V103H34V105L36 106V107H39L40 106V104H41V106L40 107H43L44 109V111H45V109H47L48 107H44V106H42V104H43V100H44V98L42 97V95H43V91L41 90V88H42V86H41V84L43 83H41V81H43V80H41V81H39L37 78H35V77H37V75H35V74H41L40 72H44V74H43V76H45V74H46V77L48 78V73L47 72H45V70L47 69V70H51V69H48V68H46L47 67V65H48V63L49 62H51V60H47L48 62L46 63V64H44L43 63V66L41 65H39L38 63H39V61L37 62L35 59H34V57H36V55ZM53 54V53H52ZM57 54V53H56ZM144 54V55H145ZM174 54V53H173ZM262 54V53H261ZM264 54V53H263ZM0 55H1V53H0ZM5 55H7V54H5ZM11 55V54H10ZM13 55V54H12ZM41 55V54H40ZM40 55H39V57H40ZM105 55V56H104ZM163 55H164V58H163ZM33 56V59H34V61H33V63H31V62H28L27 60H24V58L25 59H27V58H30V57H32ZM44 56V59H45V55H43ZM43 56H42V58H43ZM50 56V54L48 55V57ZM55 56V55H54ZM58 56V55H57ZM94 56H93V58H94ZM109 56V55H108ZM173 56V55H172ZM212 56V57H213ZM262 56V55H261ZM38 57V56H37ZM38 57V58H39ZM203 57V56H202ZM9 59L10 58H12V56L11 57H8ZM16 58V57H15ZM41 58V57H40ZM40 58H39V60H40ZM41 58V59H42ZM53 58L54 57H51V59L53 60ZM111 57L109 56V59H110ZM18 59V58H17ZM31 59V61L33 60L32 58H30ZM55 59V58H54ZM167 59V58H166ZM38 60V59H37ZM136 61H135V63L137 62V59H135ZM177 60V59H176ZM261 60V61H260ZM22 61V62H21ZM55 61V60H54ZM108 62L109 61H111V63L114 65L115 63H114V60H113V62H112V60H107ZM152 61V60H151ZM264 61V60H263ZM3 62H4V60H3ZM5 62H7V61H5ZM5 62H4V64H5ZM11 62H10V65H11ZM44 62V61H43ZM104 62H105V60H104ZM104 62H102V63H104ZM153 62V61H152ZM160 62V61H159ZM163 62H165V61H163ZM162 62V63H163ZM42 63V62H41ZM66 63V62H65ZM105 63H107V62H105ZM9 64V63H8ZM117 64H118V62H117ZM114 65V66H112L113 68V71H110V72H108L110 75V77H108L107 79L105 78H102L101 77V75L98 77L99 78V80L97 81L96 80V76H95V80H96V83L95 84H97L96 86H95V84H94V87H90L91 88V90H87V92H89V93H85V92H81V93H84V95L82 94V95H80V97H82V98H80V99H74L73 101H68V102H70V103H68L67 104V106H65V104L67 103L66 102V100H65V104H63V103H61V105L63 104V106H65L64 107V112L62 113V110H61V114H59V111H58V115H56L57 116V120L55 121V125H53V127H55L54 129H49L50 130V133H49V131H48V133H46L47 135H49L50 134V138L48 137H46V141H45V137L44 138H41L42 136L41 135H36L35 133H34V131H32L33 133H32V135H34L35 136V138H34V140H33V137L30 139V138H28L29 139V141L27 140V138H26V140H27V142H26V140L24 141V138L25 137H23L22 136V133H21V131H22V128L23 127H21L20 128V126L16 129V126H15V128H14V126H13V123H15V122H13L12 123V121L11 120H15V119H12L13 117H15V116H12V118L10 117L11 115L10 114H8V115H5V114H7V110L5 109V111H6V113L5 112H3V110L1 111V108H0V264L1 263H3V262H5L6 264H11V262H13L14 260L13 259H15L16 260V258H15V256H18L19 255V253L17 252L18 250H17V247H16V250L14 249V252L16 251V253H14V255L15 254H18V255H15L14 256V258H13V254H12V249H11V246H12V244H14V246H16V245H18L19 244V241H18V243L15 241V239H16V237H18V238H20L21 240H23V241H20V242H24L25 243V240H27L28 241V243L27 244H29V245H27V246H29V248H30V251H29V249L27 248V246H25V248H27L28 249V251L30 252H28L30 255H32V257L34 256V255H38V257H39V255L41 256V253H40V251H39V247L37 246V242L39 243V241H35V236H38V238L40 237H42L41 235H43L44 236V234H43V232H45V230L43 231V220H46L45 219V215H44V211L42 212L41 211V207L42 206H40V204L42 203H40L39 204V198H38V194L36 195V191H37V189L38 190H41L42 192L41 193H44L43 191H47L49 194H51V196H50V198H48V200H47V198L45 199V200H47V202L48 201H52V203L54 202V201H59L60 203H58L59 205H61V206H65V208H66V206H68L69 204H71V202H73V204L74 205H77V207H83V205L80 203L81 201H82V203H83V201L85 202L86 200H87V204H85L84 205V207L85 206H87L86 208H98V210L99 211H97L98 212V215L100 216V223H102V225L103 224H108V226H111L110 227V229L112 228V230L113 231H115L116 230V233H118L117 234V237H118V239L117 238H115V240H116V242L123 236L122 234H124V236H127L126 234L128 233V234H130V236L129 237H126V238H124V237H122V239L121 240H123V243H126V245H127V243H129V244H131V242L132 243H135V242H138V239H136V235L138 236V234H139V239H141L142 241H144V242H147L149 245H147V247L149 246V247H151V246H154V245H152V243H154V241H151V240H154V239H152V238H150V237H152V235L154 236V234H152L151 235V233L152 232H150L149 233V231L148 232H146L144 229L145 228H148V229H152V228H149V226H151V225H149V224H151L152 223V221H154L153 219V217H155V214H153V212H152V209H148V211H146V213H144V214H146L145 216H144V214H143V216H144V218H142V219H140L139 220V218H138V220H136L135 218H136V216L134 217V218H132V219H130V220H132L131 222L132 223H127V221H121L122 220V218H124L123 216L125 215L126 216V212H125V208L127 209V207H129L128 206V204L130 205V201L127 203V199L130 197L128 194H130L129 192L127 193V191L128 190H124V189H122L123 187H121V188H119V187H117L118 185H115L113 182H112V180H111V178H110V180H107V177L106 176H103L102 174H100L99 173V171H97L98 170V168H97V170H96V168H94V167H92V165L90 166L88 163L86 164L85 163V160L89 157V155H90V153H89V151H87V147H88V142L89 141H87L88 139L85 137V135H87L86 133H88L87 131H89V132H92V131H96L95 129L96 128H99V127H105V126H110L109 127V129L111 128L112 129V125H115V128H114V131H113V134L111 133V136L112 135H114L118 140H120L119 142H118V144L117 143H114L113 142V146H112V144H110L111 142H109L108 143V141L107 140H105L108 144V147H105V150L106 149H108V151H112V150H114V151H116V152H113V153H116V154H114V156H116V155H118L117 157H116V161L114 162L115 164H117L119 161L118 160H120L123 164H121V165H124L125 167H131V170H128V172H127V170H126V172L125 173H123V174H125V175H123V176H125L126 177V175L128 176V175H132V174H136L137 176L136 177H134V182L137 184V183H139L140 182V178H139V174L141 173V171H142V173H148V174H146L150 179L152 178L151 176H153V173L155 172V171H153V160H150L149 158H147V156H148V152H150L151 151V149L153 148V149H155V150H159V153L158 154H162L163 152V150H165V148L163 149L161 146H163V145H161L160 147H157V148H155V146L154 147H152L151 148V146L148 148L149 150H147L146 149V147H145V149H143V146H144V144L142 145V144H140L139 145V141L137 140H135V138L136 137H134V134L137 132V131H135V129H136V127L134 128V130H133V127L134 126H141V121L140 122H138V119L137 120H135V118L134 119H132L133 120V122H132V120H130V119H125V118H123L122 116H121V111H122V104L124 103V102H119V101H121V99L119 100V101H115V99L117 100V99H119L120 97H122V94H124L125 95V91L127 92L128 90V92L129 93H131V92H133V90L135 89V87L137 86H132V84H133V82H134V79H135V69H136V64H132V66H126V67H124L123 68V65L124 64H122V66L120 65V64H118V65ZM149 64V63H148ZM164 64V63H163ZM177 64V63H176ZM202 64V63H201ZM7 65V64H6ZM44 65H46L45 66V68H44ZM103 65V64H102ZM107 65H108V63H107ZM175 65V64H174ZM204 65H205V63H204ZM203 65V66H204ZM3 66V65H2ZM7 66H9V65H7ZM106 66V65H105ZM111 66V65H110ZM110 66H109V68H110ZM152 66V65H151ZM153 66H155V64L153 65ZM202 66V65H201ZM41 67H43L44 69L42 70V69H40ZM50 67V66H49ZM101 66H99V68H100ZM157 67V66H156ZM4 68H6V66H4ZM4 68H3V70H4ZM106 68V67H105ZM154 68V67H153ZM158 68V67H157ZM178 68V67H177ZM181 68V67H180ZM186 68V67H185ZM78 69V68H77ZM98 69V68H97ZM96 69V70H97ZM111 69V70H112ZM193 69V68H192ZM191 68H190V70H192ZM194 69H196V68H194ZM226 69V68H225ZM2 70V69H1ZM0 70V71H1ZM73 70V69H72ZM72 70H71V72H72ZM102 70H103V68H102ZM109 70V69H108ZM172 70V69H171ZM228 70V71H229ZM148 71V70H147ZM180 71H182V70H180ZM184 71V70H183ZM226 71V70H225ZM76 72V71H75ZM80 72V71H79ZM97 72H99V71H97ZM106 72H107V70H106ZM142 72H144V71H142ZM149 72V71H148ZM170 72V71H169ZM185 72V71H184ZM190 72H192V71H190ZM194 72H195V70H194ZM197 72H198V70H197ZM196 72V73H197ZM4 73V72H3ZM3 73L1 74L0 73V76L1 75H3ZM72 73H74V72H72ZM82 73V72H81ZM193 73V72H192ZM7 74V75H8ZM25 74H27V76H25ZM95 74H97V73H95ZM103 74V73H102ZM141 74V73H140ZM175 74V73H174ZM243 74V73H242ZM32 75H34V76H32ZM75 75V74H74ZM78 75V74H77ZM105 75V74H104ZM146 74L144 73V75L142 74V76L143 77H146L145 76ZM189 75H191V74H189ZM93 76H94V73H93ZM106 77H107V75H105ZM105 76H103V77H105ZM39 77V76H38ZM51 76H49V78H50ZM77 77V76H76ZM139 77V76H138ZM161 77V76H160ZM166 77V76H165ZM42 78V77H41ZM69 78V77H68ZM74 78H75V76H74ZM80 78V77H79ZM97 78V79H98ZM147 78V77H146ZM205 78H207V77H205ZM27 79L29 80L28 82H29V84H28V82H27ZM53 79V78H52ZM57 79H58V77H57ZM66 79V78H65ZM77 79V78H76ZM193 79V78H192ZM22 80H26V82L25 81H23V83L22 84H19V82L20 81H22ZM46 80V79H45ZM44 80V81H45ZM59 80H60V78H59ZM74 80V79H73ZM157 80V79H156ZM211 80V79H210ZM229 80V79H228ZM231 80V79H230ZM32 81V82H33ZM65 81V80H64ZM63 81V82H64ZM76 81V80H75ZM74 81V82H75ZM159 81V80H158ZM206 81V80H205ZM233 81V80H232ZM31 82V83H32ZM40 82V83H39ZM58 82V81H57ZM66 82H68V80H66L65 81V85H66ZM93 82V81H92ZM98 82V83H97ZM203 83H205V82H203ZM206 83H207V81H206ZM53 84H55L54 82H53ZM64 84V83H63ZM62 84V85H63ZM69 84V83H68ZM71 84V83H70ZM72 84H74L73 82H72ZM135 84V83H134ZM61 85V84H60ZM77 85V84H76ZM44 86V85H43ZM48 86V85H47ZM57 86V85H56ZM91 86H93V85H91ZM64 87H66V86H64ZM63 87V88H64ZM84 87H85V85H84ZM83 87V88H84ZM137 88H138V86H137ZM56 89H58L57 87H56ZM66 89V88H65ZM70 89V88H69ZM260 89V90H261ZM46 90V89H45ZM50 90V91H49ZM49 93H52L54 90H55V87H51V89H50V87H49ZM61 90V89H60ZM55 91H57V90H55ZM62 91V90H61ZM79 91V90H78ZM82 91H83V89H82ZM85 91V90H84ZM136 91H137V89H136ZM64 92H65V90H64ZM64 92H62L63 94H64ZM141 92V91H140ZM139 92V93H140ZM48 93V92H47ZM56 93H58V92H56ZM60 93V92H59ZM67 93V92H66ZM69 93V92H68ZM76 93V92H75ZM54 94V93H53ZM61 94V93H60ZM72 94V93H71ZM248 94H250L249 92H248ZM22 95V94H21ZM20 95V96H21ZM26 96H27V94H25ZM47 95V94H46ZM49 95V94H48ZM66 95V94H65ZM73 95V94H72ZM141 95V94H140ZM139 95V96H140ZM4 96H7L8 97V99H4ZM57 96H59V95H57ZM56 96V97H57ZM62 97H63V95H61ZM142 96V95H141ZM24 97V96H23ZM22 97V98H23ZM45 97V96H44ZM50 97V96H49ZM76 97V96H75ZM112 98V97H114V100H110V101H107V98ZM6 98V97H5ZM20 98V100H21V97H19ZM53 98H54V96H53ZM59 98H61V97H59ZM77 98V97H76ZM15 99V98H14ZM14 99H12V100H14ZM26 99V98H25ZM131 99H133V96L131 97ZM135 99V98H134ZM139 99V98H138ZM8 100H10V102H8ZM24 99H22L21 100V102L23 101ZM30 100L28 101V102H30ZM46 100V99H45ZM49 100V99H48ZM47 100V101H48ZM52 99L50 98V100L49 101H51ZM76 100V101H75ZM140 100V99H139ZM41 101H42V103H41ZM48 101V102H49ZM56 101H58V100H56ZM62 101V100H61ZM136 101H138V100H136ZM28 102H26V103H28ZM33 102H31V104L33 103ZM147 102V101H146ZM7 103V104H6ZM20 103V102H19ZM25 104V101L24 102H22L21 104ZM45 103V102H44ZM59 104H60V101L58 102ZM121 103V104H120ZM145 103V102H144ZM2 104V105H3ZM17 104V103H16ZM47 104H49V103H46V105ZM135 104V103H134ZM134 104H133V106H134ZM138 104H139V102H138ZM138 104H137V106H138ZM1 105V106H2ZM10 105V104H9ZM13 105H14V103H13ZM25 105H27V104H25ZM54 105H55V101H54ZM54 105H52L51 104V106H54ZM61 105H59V107L61 108ZM142 105H143V102H142ZM28 106V105H27ZM29 106H31V105H29ZM4 107V106H3ZM23 107V106H22ZM33 107V106H32ZM55 107V106H54ZM58 107V108H59ZM136 107V106H135ZM12 108H13V106H12ZM51 108V107H50ZM49 108V109H50ZM55 108H57V107H55ZM63 108V107H62ZM131 108H133V107H131ZM31 109V108H30ZM35 109V108H34ZM52 109H54V108H52ZM12 110H14V108L12 109ZM17 110V109H16ZM25 110V109H24ZM32 110V109H31ZM30 110V112H31V114L34 112L35 113V111H31ZM55 110V109H54ZM46 111H48V109L46 110ZM53 111V110H52ZM129 111V110H128ZM3 112V113H2ZM51 112V111H50ZM55 112V111H54ZM12 113V112H11ZM57 113V112H56ZM44 114V113H43ZM46 114H47V112H46ZM49 114V113H48ZM126 114V113H125ZM159 114V113H158ZM28 115V114H27ZM33 115V114H32ZM32 115H30V116H32ZM35 115V114H34ZM50 115V114H49ZM48 115V116H49ZM51 115H52V112H51ZM55 115V114H54ZM131 115V114H130ZM29 116V117H30ZM38 116V115H37ZM40 116V115H39ZM44 116H46V115H44ZM133 116V115H132ZM135 116V115H134ZM11 119H10V118ZM59 117V118H58ZM137 117V116H136ZM154 117V116H153ZM49 118H51V117H49ZM48 118V119H49ZM156 118V117H155ZM42 119V118H41ZM45 119V118H44ZM47 119V120H48ZM153 119V118H152ZM151 119V120H152ZM157 119V118H156ZM37 120V119H36ZM50 120V119H49ZM52 120H55L54 119V117H53V119ZM59 120V121H58ZM147 120V119H146ZM150 120V121H151ZM154 120L155 119H153V123H154ZM46 121V120H45ZM51 121V120H50ZM135 121V122H134ZM156 121V120H155ZM260 121H262V120H260ZM34 122V121H33ZM32 122V123H33ZM102 122H104L105 124H107V125H105L104 123H102ZM132 122V123H131ZM138 122V123H137ZM148 122V121H147ZM152 122V121H151ZM162 122V121H161ZM234 122V121H233ZM232 122V123H233ZM17 123V122H16ZM47 123H49V122H47ZM137 123V124H136ZM149 123V122H148ZM147 123V124H148ZM165 123V122H164ZM176 123H178V122H176ZM231 123V122H230ZM262 123H264L263 121H262ZM31 124V123H30ZM41 124V123H40ZM105 125V126H103V125ZM135 124V125H134ZM144 124H145V121H144ZM155 124V123H154ZM260 124H261V122H260ZM17 125V124H16ZM57 125V126H56ZM134 125V126H133ZM156 125V124H155ZM161 125H162V123L160 124V125H158L157 124V126H159V127H157V129H159V128H161ZM176 125V124H175ZM233 125V124H232ZM235 125V124H234ZM233 125V126H234ZM259 125V124H258ZM84 126V128H82ZM108 126L107 127H105L104 129H106V128H108ZM145 126H146V124H145ZM144 126V127H145ZM252 126H254V125H252ZM256 126V125H255ZM254 126V127H255ZM264 125L262 124V126L261 127H263ZM147 127H148V125H147ZM153 127V126H152ZM235 127H236V125H235ZM260 127V126H259ZM36 128V127H35ZM82 128V129H81ZM102 128V129H103ZM143 128V127H142ZM237 128V127H236ZM38 129V128H37ZM37 129H34L33 128V130H37ZM42 130V128L40 127L39 128V130ZM93 129V130H92ZM99 129H101V128H99ZM98 129V130H99ZM109 129H107V130H105V131H107V132H109L108 130ZM141 129V127L138 129V130H140ZM146 129H148V128H146ZM146 129H141V130H146ZM250 129V128H249ZM256 129H257V127H256ZM255 128H253V129H251V131L252 130H255V131H258V129L256 130ZM39 130H37V131H39ZM41 130H40V132H41ZM90 130H92V131H90ZM140 130V131H141ZM261 130H264V129H261ZM24 131V130H23ZM37 131H36V133H37ZM81 131H83V132H81ZM100 131V130H99ZM139 131V132H140ZM147 131V130H146ZM151 131V130H150ZM249 132L250 134L252 133V132ZM20 132V133H19ZM47 132V131H46ZM81 132V134H83L84 136L82 137V138H80L81 136H79V133ZM97 132V131H96ZM106 132V133H107ZM143 132H145V131H143ZM148 132L149 131H147V134H148ZM18 133V135H16ZM105 133V132H104ZM105 133V134H106ZM176 133V132H175ZM179 133V132H178ZM256 133V132H255ZM255 133H253L254 135H255ZM41 134V133H40ZM43 134V133H42ZM90 134V133H89ZM104 134V135H105ZM109 136H110V134L109 133H107ZM146 134V133H145ZM145 134H143L144 136H145ZM31 135V136H32ZM43 135H45V134H43ZM92 135V134H91ZM108 135H106V136H108ZM140 136V134H137L136 136L137 137H139ZM141 135H142V133H141ZM142 135V136H143ZM176 135H177V133H176ZM180 135H183V134H180ZM252 135V134H251ZM13 136H17V138H15V139H18L19 141L17 142V140L15 141V139H14V141H12V139L14 138ZM30 136V135H29ZM41 136V137H40ZM178 136V135H177ZM253 136V135H252ZM21 137H23V139L21 138ZM27 137V136H26ZM37 137V138H36ZM94 137H95V135H94ZM114 137V138H115ZM141 137V136H140ZM139 137V138H140ZM145 137H147V135L145 136ZM145 137H144V139H145ZM250 137V136H249ZM111 139H112V137H110ZM113 138V139H114ZM141 138H143V137H141ZM140 138V140H142ZM148 138V137H147ZM175 138V137H174ZM173 138V139H174ZM182 138V137H181ZM251 138V137H250ZM107 139V138H106ZM162 139V138H161ZM179 139V138H178ZM249 139V138H248ZM30 140L32 141V142H30ZM90 140V139H89ZM92 140V139H91ZM100 140V139H99ZM109 140V139H108ZM150 140V139H149ZM151 140H153V139H151ZM97 140H95V141H93L94 143L96 142ZM105 141H103V142H105ZM110 141V140H109ZM146 141H148L147 139H146ZM154 141V140H153ZM153 141H151V143L153 142ZM157 142H158V140H156ZM156 141H154V142H156ZM162 141V140H161ZM263 141V140H262ZM99 142V141H98ZM137 142H139L138 144H137ZM145 142V141H144ZM143 142V143H144ZM160 142V141H159ZM93 143V144H94ZM119 143H120V145H119ZM142 143V142H141ZM147 143H150V141L149 142H147ZM262 143V142H261ZM88 144V145H87ZM92 144V143H91ZM102 144V143H101ZM110 144V145H109ZM114 144H117V145H114ZM153 144H156V143H153ZM263 144H264V142H263ZM98 145V144H97ZM105 145V144H104ZM146 146H148L147 144H145ZM152 145V144H151ZM158 145V144H157ZM170 145H171V143H170ZM240 145H242V144H240ZM262 145V144H261ZM91 146V145H90ZM142 148H140V147ZM173 146V145H172ZM263 146V145H262ZM261 146V147H262ZM93 147V146H92ZM95 147V146H94ZM98 147V146H97ZM104 147V146H103ZM102 147V148H103ZM169 147V146H168ZM96 148V147H95ZM99 148H101V147H99ZM178 148V147H177ZM94 149V148H93ZM152 149V150H153ZM170 149L172 150V148H171V146H170ZM260 150H262L261 148H259ZM264 149V148H263ZM101 150V149H100ZM103 150V149H102ZM101 150V151H102ZM154 150V151H155ZM99 151V150H98ZM100 151V152H101ZM107 151V150H106ZM105 151V152H106ZM167 151V150H166ZM239 151H240V149H239ZM264 151V150H263ZM103 152H104V150H103ZM103 152H101V153H103ZM162 152V153H161ZM171 151L169 150V152H168V154L170 153ZM234 152V151H233ZM238 152V151H237ZM108 153V152H107ZM113 153H111L112 155H113ZM174 153V152H173ZM233 154V153H232ZM239 154V153H238ZM97 155V154H96ZM156 154H154L153 156H155ZM167 155V154H166ZM171 155V154H170ZM169 155V156H170ZM100 156V155H99ZM110 156V155H109ZM160 156V155H159ZM164 156V155H163ZM227 156H228V154H227ZM95 157H97V156H95ZM108 157V156H107ZM107 157H105V158H107ZM168 157V156H167ZM236 157V156H235ZM109 158V157H108ZM113 157L111 156V159H112ZM154 158H156V157H154ZM159 158V157H158ZM230 158V157H229ZM152 159V158H151ZM232 159V158H231ZM234 159V158H233ZM89 160H92V159H89ZM157 160V159H156ZM229 160V159H228ZM112 161V160H111ZM110 161V163L111 164H114V163H112ZM164 161V160H163ZM233 161V160H232ZM91 162V161H90ZM120 162V163H121ZM120 163H118V164H120ZM155 163V162H154ZM157 163H159V162H157ZM156 163V164H157ZM160 163H162V161L160 160ZM229 163H231V161L229 162ZM229 163H228V165H229ZM115 164H114V166H115ZM117 164V165H118ZM163 165H164V163H162ZM161 164V165H162ZM116 165V166H117ZM226 165V164H225ZM89 166L91 167V168H89ZM111 167H113L112 165H110ZM115 166V167H116ZM160 166V165H159ZM210 166H211V164H210ZM220 166V165H219ZM227 166V165H226ZM225 166V167H226ZM246 166V165H245ZM119 167V166H118ZM123 167V166H122ZM133 167H135L134 169H132ZM136 167H138V169L136 168ZM156 167V166H155ZM157 167H158V165H157ZM212 167H213V165H212ZM212 167H210V168H212ZM221 167H223V166H221ZM220 167V168H221ZM237 167H239V166H237ZM93 168V169H92ZM128 168V169H129ZM220 168H219V170H220ZM156 169V168H155ZM222 169V168H221ZM83 170V171H82ZM121 170V169H120ZM134 170V171H133ZM137 170H140V171H137ZM81 171L82 172H86V174L85 175H83L82 173H81ZM113 171V170H112ZM116 171V170H115ZM119 171V170H118ZM122 171V170H121ZM129 171H131V172H129ZM160 172L161 170H157V172ZM223 171V170H222ZM120 172V171H119ZM156 172V173H157ZM205 172V171H204ZM224 172V171H223ZM161 173V172H160ZM207 173V172H206ZM222 173V172H221ZM246 173V172H245ZM118 174V173H117ZM117 174L115 175V173H114V175H113V177L114 176H116V177H114V178H117V177H119V176H117ZM203 174V173H202ZM211 174V173H210ZM102 175V176H101ZM118 175H121V174H118ZM155 175H157V174H155ZM159 175V174H158ZM157 175V176H158ZM205 174H203V176H204ZM53 178H52V177ZM121 177V178H124V177ZM156 176V177H157ZM164 176V175H163ZM103 177V178H102ZM155 177V178H156ZM159 177H160V175H159ZM207 177V176H206ZM205 176H204V178H206ZM106 178V179H105ZM114 178H112L114 181H115V179ZM128 178H131V177H128ZM133 178V177H132ZM161 179H163L162 177H160ZM99 180V179H102V180H104V183H105V181L107 180V182L108 181H110V182H112L111 183V185H108L107 183V186H108V188H107V186L105 187H103V186H99V185H97V183L98 184H102L103 183V181L101 182V183H99L98 181H97V183H96V181L95 180ZM148 179V178H147ZM116 180H118V178L116 179ZM153 180H154V178H153ZM122 181V180H121ZM120 181V182H121ZM130 181V180H129ZM164 181V180H163ZM174 181V180H173ZM172 181V179H171V182H173ZM218 181V180H217ZM216 181V182H217ZM243 181V180H242ZM11 182H13V185H12V187H11V199L9 200L8 198H7V194L9 193V188H10V183ZM54 182L55 183H57V185L55 184V186L53 187V185H54ZM156 182V181H155ZM165 182V181H164ZM167 182V181H166ZM52 183H53V185H52ZM77 183H78V186H79V189H78V186H77ZM104 183H103V185H104ZM117 183V182H116ZM132 183V182H131ZM130 183V184H131ZM135 183L133 184L132 183V185H134L136 188L138 187V186H136L135 185ZM147 183V182H146ZM151 184H153L152 183V181L150 182ZM162 183V182H161ZM189 183V182H188ZM215 183V182H214ZM218 183H219V181H218ZM217 183V184H218ZM156 184V183H155ZM234 184V183H233ZM239 184V183H238ZM159 185V184H158ZM163 185V184H162ZM232 185V184H231ZM244 186H245V184H243ZM124 186V185H123ZM153 186V185H152ZM155 186V185H154ZM173 186V185H172ZM213 186H215V185H213ZM233 186V185H232ZM231 186V187H232ZM38 187V188H37ZM237 187H239V186H237ZM50 188H52L53 189V191H56L54 194H53V191H52V193H51V189ZM98 188V190H96ZM148 188V187H147ZM150 188V187H149ZM155 188V187H154ZM157 188V187H156ZM155 188V189H156ZM165 188H167V187H165ZM164 188V189H165ZM217 188V187H216ZM236 188V187H235ZM234 188V189H235ZM244 188V187H243ZM70 189H71V191H70ZM128 189H129V187H128ZM132 189V188H131ZM154 189V190H155ZM22 190H23V192L27 195H25L24 197H26L25 199H24V197L22 198V196H20V195H22L23 193H21L22 192ZM73 190H74V193H73ZM102 190V191H101ZM104 190L105 191H108V192H105L106 193V196L107 195H110V199L108 200L109 201V203H111V204H113V208H114V212L112 211L113 210V208H110L111 206L110 205H107V200L105 199L106 197L102 194V193H104ZM135 190V189H134ZM141 190V189H140ZM145 190V189H144ZM162 190V189H161ZM166 190V189H165ZM130 191V190H129ZM138 191V190H137ZM136 191V192H137ZM143 191V190H142ZM141 191V193H143ZM153 191V190H152ZM160 191V190H159ZM163 191V190H162ZM210 191V190H209ZM213 191H215V190H213ZM212 191V192H213ZM134 192V191H133ZM132 192V193H133ZM147 192H148V189L146 190V194H147ZM150 192V191H149ZM157 192H158V190H157ZM156 192V193H157ZM164 192V191H163ZM162 192V193H163ZM165 192H167V191H165ZM164 192V193H165ZM21 193V194H20ZM108 193V194H107ZM140 193V194H141ZM170 193H172V192H170ZM209 193H211V192H209ZM40 194V193H39ZM74 194V195H73ZM92 194V195H91ZM104 196L103 198L102 197H100V196H102V195ZM127 194V195H126ZM139 194V193H138ZM137 194V195H138ZM152 194H154V193H152ZM166 194H168V192L166 193ZM211 194H214V193H211ZM81 198H79L78 196ZM143 195V194H142ZM148 195V194H147ZM147 195H145L146 197H147ZM155 195V194H154ZM165 195V194H164ZM172 195V194H171ZM209 195V194H208ZM125 196H129V197H125ZM135 196V195H134ZM133 196V197H134ZM156 196V195H155ZM163 195H161V197H162ZM165 196H167V195H165ZM78 197V198H77ZM136 197V196H135ZM138 197V196H137ZM157 197V196H156ZM170 197V196H169ZM22 198V199H21ZM131 198H132V196H131ZM207 198H209V197H207ZM61 199H65V200H61ZM79 199L81 200V201H79ZM83 199V200H82ZM85 199V200H84ZM107 199H108V197H107ZM138 199V198H137ZM145 199V198H144ZM148 199V198H147ZM159 200H161V199H164V198H158ZM169 199V198H168ZM172 199V198H171ZM174 199V198H173ZM22 200V201H21ZM24 200V201H23ZM127 200V201H126ZM133 200V199H132ZM135 200V199H134ZM133 200V201H134ZM150 200V199H149ZM155 200V199H154ZM154 200H152V201H154ZM159 200L157 201L156 200V203L157 202H159ZM111 201V202H110ZM166 201V199L164 200V202ZM146 202V201H145ZM164 202H162V205H163V203ZM168 202H169V200H168ZM260 202V201H259ZM46 203V201H44V204ZM76 203V204H75ZM105 203V204H104ZM108 203V204H109ZM138 203V202H137ZM149 203H151V202H149ZM167 203V202H166ZM195 203H196V201H195ZM44 204H42V205H44ZM48 204V203H47ZM106 205V206H104V205ZM132 204V203H131ZM140 204H143V203H140ZM139 204V205H140ZM160 204V203H159ZM263 204V203H262ZM15 205H17L16 207H15ZM46 205V204H45ZM50 207H48L49 208V211H50V209H52V208H54L53 210L56 212L57 210H55L59 205H57V203L55 204V202H54V204L53 205H50V204H48ZM73 205V207H76V206H74ZM136 205V204H135ZM138 205V206H139ZM145 206H143V207H146V204H144ZM153 205V204H152ZM152 205H149V206H152ZM154 205H156V204H154ZM193 205H194V202H193ZM195 205H197V204H195ZM202 205V204H201ZM47 206V205H46ZM137 206V207H138ZM198 206V205H197ZM196 206V207H197ZM72 207V206H71ZM77 207H76V210H77ZM81 207V209H82V211L81 212H83L84 210V207L82 208ZM131 207H133V205L131 206ZM140 207H142V206H140ZM142 207V208H143ZM86 208H85V211L84 212H86ZM142 208H141V210H142ZM156 208V207H155ZM193 208V207H192ZM191 208V209H192ZM203 208H204V206H203ZM260 208V207H259ZM263 208V207H262ZM16 209H17V211H16ZM57 209H61L60 207H58ZM71 209V208H70ZM70 209L68 210V211H70ZM73 209V208H72ZM71 209V210H72ZM80 209V210H81ZM133 209H135V208H133ZM138 209H140V208H138ZM146 209V208H145ZM199 208L197 207V209L196 210H198ZM207 209V208H206ZM52 210V211H53ZM58 210V211H59ZM74 210V209H73ZM88 210V209H87ZM92 210V209H91ZM130 209H128V211H129ZM155 210V209H154ZM208 210V209H207ZM45 211H48V210H45ZM62 211H63V208H62ZM61 211V212H62ZM65 211V210H64ZM67 211V212H68ZM131 213H132V211H134V210H132V208H131ZM203 211V210H202ZM260 211H262V210H260ZM74 212V211H73ZM81 213V216L83 215V220H84V217H87V216H89V215H87V213ZM137 212V211H136ZM142 212V211H141ZM155 212V211H154ZM204 212H205V210H204ZM263 212V211H262ZM64 213V212H63ZM75 213H77L78 214V211L77 212H75ZM123 213H125V214H123ZM129 213V212H128ZM127 213V214H128ZM199 213H200V211H199ZM30 214H33V216L35 217V218H33V217H30ZM46 214V213H45ZM53 214V213H52ZM71 214V213H70ZM70 214L68 215L67 214V216H70ZM77 214H74V215H77ZM94 214V213H93ZM93 214H91V215H93ZM133 214V213H132ZM202 214V213H201ZM46 215H48V214H46ZM73 215V214H72ZM129 215V214H128ZM19 216H23L22 218V220H24L25 222H23V223H25L24 225V227L23 228H25V230H24V232H23V230H21V229H18V227L20 226L19 225V222H20V218H19ZM36 216H42V218H43V216H45L44 218H43V220L41 221V220H37L36 219ZM58 216V215H57ZM67 216L65 217V214H64V217L65 218H67ZM78 216V221H79V219H82V218H80V213L77 215ZM96 216V215H95ZM142 216V217H143ZM50 217V216H49ZM49 217H48V220L50 221H52L53 220V216H52V219H49ZM63 216H62V218H64ZM90 217V216H89ZM93 217V216H92ZM138 217V216H137ZM19 218V219H18ZM47 218V217H46ZM51 218V217H50ZM57 218V217H56ZM55 218V219H56ZM70 218V217H69ZM72 218H74V217H72ZM72 218H71V220H72ZM35 220V222H33L34 220ZM88 219V218H87ZM47 220V221H48ZM56 220H58V219H56ZM64 220V219H63ZM71 220H69V221H71ZM74 220V219H73ZM86 220V219H85ZM77 221V220H76ZM75 221V222H76ZM90 221V220H89ZM156 221V220H155ZM73 223H74V221H72ZM81 222H82V220H81ZM80 222V223H81ZM84 222V221H83ZM86 222V221H85ZM92 222V221H91ZM122 222V223H121ZM151 222V223H150ZM6 223H10L11 225H12V228H11V230H9L8 229V227H6ZM47 223V222H46ZM49 223V222H48ZM53 223H54V225H56V223H55V221H53ZM58 223V222H57ZM62 223V222H61ZM60 223V225H62ZM94 223H96V221L94 222ZM154 223V222H153ZM152 223V224H153ZM79 224V223H78ZM77 224V222L75 223V226H77L78 225ZM92 224H93V222H92ZM122 224V225H121ZM19 225V226H18ZM22 225V224H21ZM54 225H52V226H54ZM65 225V224H64ZM68 225V224H67ZM71 225H73V227H74V224H72L71 223ZM86 225V224H85ZM91 225V224H90ZM96 225V224H95ZM94 224H93V226H95ZM124 225V226H123ZM50 226V225H49ZM49 226H48V228H49ZM70 226V225H69ZM84 226V225H83ZM83 226H81V227H83ZM87 226V225H86ZM92 226V225H91ZM91 226L89 227V230L88 231H90L91 230V232H89V234L87 235V234H82V235H84V237L86 236V237H89V236H92L93 235V233H92V228H91ZM92 226V227H93ZM105 226V225H104ZM123 226V227H122ZM21 227V226H20ZM19 227V228H20ZM58 226H56V228H57ZM60 227V226H59ZM58 227V228H59ZM77 227H80V224L77 226ZM85 227V226H84ZM106 227V226H105ZM122 227V228H121ZM246 227H248V225L246 226ZM47 228V227H46ZM55 228V227H54ZM55 228V229H56ZM57 228V229H58ZM67 228V227H66ZM69 228V227H68ZM70 230L72 231V226H70ZM76 228V227H75ZM86 228V227H85ZM88 228V227H87ZM86 228V229H87ZM91 228V229H90ZM108 228V230H109V227H107ZM50 229V228H49ZM51 229H52V227H51ZM61 230L63 229L62 227L60 228ZM64 229H65V227H64ZM82 229V228H81ZM80 229V230H81ZM84 229V228H83ZM82 229V230H83ZM96 229V228H95ZM94 228H93V232H95L96 230H95ZM122 229V230H121ZM67 230V229H66ZM74 230V229H73ZM98 230V229H97ZM111 230V231H112ZM124 230H125V233H123L124 232ZM59 231V230H58ZM63 231V230H62ZM112 231V232H113ZM123 231V232H122ZM46 232H48V230L46 231ZM64 232H65V230L63 231V233L61 232V234H64ZM84 232V231H83ZM86 232V231H85ZM127 232V233H126ZM248 232V231H247ZM87 233V232H86ZM113 233H115V232H113ZM46 234V233H45ZM48 234V233H47ZM143 234L145 235H147V237L150 239V243H149V240H148V238H147V240H146V237L144 238L143 237ZM156 234H158V233H156ZM247 234V233H246ZM81 235V236H82ZM116 235V234H115ZM114 235V236H115ZM119 235V236H118ZM122 235V236H121ZM145 235V236H146ZM151 235V236H150ZM248 235V234H247ZM246 235V237H248ZM47 236V235H46ZM143 238H142V237ZM83 237V236H82ZM141 237V238H140ZM240 237V236H239ZM37 238V237H36ZM43 238V237H42ZM62 238V237H61ZM61 238H59L60 239V241H62V244H63V240H61ZM138 238V237H137ZM163 238V237H162ZM161 238V240H163ZM241 238V237H240ZM262 238V237H261ZM49 239V238H48ZM84 238H82V240H83ZM110 239H112V238H110ZM143 239H145V240H143ZM194 239V238H193ZM247 239H249V238H247ZM264 239V238H263ZM36 240H38V239H36ZM40 240H42V239H40ZM81 240V239H80ZM112 240H114V239H112ZM111 240V241H112ZM157 240H160V239H157ZM251 240V239H250ZM259 240V239H258ZM260 240H262V239H260ZM259 240V241H260ZM94 241V240H93ZM120 241V240H119ZM167 241V240H166ZM257 241V240H256ZM259 241H258V243H259ZM264 240H262V242H263ZM44 242H45V240H44ZM43 242V243H44ZM90 242V241H89ZM115 242V243H116ZM159 242V241H158ZM194 242V241H193ZM250 242H252V241H250ZM250 242H248V243H250ZM254 242V241H253ZM56 243V242H55ZM114 243V242H113ZM141 243H143V242H141ZM264 243V242H263ZM262 243V245H264ZM40 244V243H39ZM48 244V243H47ZM62 244H60L61 246H62ZM91 244V243H90ZM146 244V243H145ZM155 244V243H154ZM164 244V243H163ZM21 244H19V247H22V245L20 246ZM26 245V244H25ZM45 245L46 244H44V249H46V247H48V246H46L45 247ZM104 245V244H103ZM122 245H124V244H122ZM165 245V244H164ZM242 244L240 243V246H241ZM243 245H244V243H243ZM248 246L249 244H247V242L245 243V246ZM251 245V244H250ZM250 245H249V247H250ZM261 245V246H262ZM52 246V245H51ZM66 246V245H65ZM145 246V245H144ZM156 246H158V245H155V248H156ZM245 246H243L244 247V252H241L242 250L240 249V247H238L240 250H239V255H238V253H237V255L238 256H241V254L242 255H244L245 254V252H246V247ZM252 246H253V243H252ZM256 246V245H255ZM58 247V246H57ZM64 247V246H63ZM242 247V248H243ZM59 248V247H58ZM62 248V247H61ZM115 248V247H114ZM120 248V246H118V248H116V250H120L119 249ZM152 248V247H151ZM160 248V247H159ZM248 248V247H247ZM19 249V248H18ZM43 249V248H42ZM43 249V250H44ZM49 249V251L51 250V248H48ZM60 249V248H59ZM83 249V248H82ZM81 249V250H82ZM154 249V248H153ZM153 249H151V250H153ZM249 249V248H248ZM247 249V250H248ZM262 249H263V247H261V249H259L260 251H262ZM20 250V249H19ZM23 251H24V249H22ZM26 250V249H25ZM41 250V249H40ZM43 250H41V252L43 251ZM93 250V249H92ZM99 250V249H98ZM149 250V249H148ZM148 250H146V251H148ZM157 250H158V247H157ZM257 250H258V247H257ZM52 252H53V250H51ZM50 251V252H51ZM68 251V250H67ZM73 251V250H72ZM86 251V250H85ZM97 251V250H96ZM95 251V252H96ZM103 251V250H102ZM104 251H105V249H104ZM107 251V250H106ZM250 251H251V249H250ZM250 251H247V252H250ZM20 252V251H19ZM50 252H49V254H50ZM70 252V251H69ZM69 252H67V253H69ZM81 252H83V251H81ZM80 252V253H81ZM87 252V251H86ZM109 252V251H108ZM118 252V251H117ZM150 252V251H149ZM155 253H156V251H154ZM153 251L151 252V254L152 253H154ZM159 252H160V250H159ZM254 252V251H253ZM263 252V251H262ZM21 253H22V251H21ZM20 253V254H21ZM48 253V252H47ZM46 253V254H47ZM73 253V252H72ZM72 253H70V255H72L73 256V254ZM98 253V252H97ZM104 253V252H103ZM154 253V254H155ZM236 253V252H235ZM244 253V254H243ZM28 254V255H29ZM53 255H54V252L52 253ZM52 254H50L51 256H52ZM83 255H84V253H82ZM93 254H94V252H93ZM96 254V253H95ZM101 255H102V253H100ZM112 254V253H111ZM120 254H121V252H119V253H116V251L112 254V256L110 255L109 256V254H106V252H105V254H103L102 256H103V260H107L108 259V257L110 258V259H114V258H117V256L119 255L120 256ZM150 254V253H149ZM157 254V253H156ZM234 254V253H233ZM250 254V253H249ZM27 255V254H26ZM63 255V254H62ZM76 255V254H75ZM81 255V254H80ZM91 255H92V253H91ZM232 255V254H231ZM44 256H48V254L47 255H44ZM64 256V255H63ZM71 256V257H72ZM97 256H98V254H97ZM118 256V257H119ZM238 256H236L235 258H237ZM245 256H248V254H246ZM250 256V255H249ZM37 257V258H38ZM53 257V256H52ZM52 257H50V260H52V259H55V255H54V258H52ZM80 257V256H79ZM93 258H94V256H92ZM91 257V258H92ZM95 257H96V255H95ZM99 257H100V255H99ZM107 257V258H106ZM234 257V256H233ZM13 258V259H12ZM19 258V257H18ZM22 258V257H21ZM20 258V259H21ZM29 258H30V256H29ZM39 258H42V257H39ZM44 259H46V260H48L49 259V256L46 258V257H43ZM52 258V259H51ZM59 258V257H58ZM57 257H56V259L55 260H58L59 261V259H58ZM62 258V257H61ZM68 257L67 256H65V260L67 259ZM84 258V257H83ZM97 258V257H96ZM101 259H102V257H100ZM104 258H106V259H104ZM156 258H158L156 255H155V259ZM238 258H240V260H241V258H243V256H241V257H238ZM237 258V259H238ZM20 259H19V261H20ZM31 259H33V258H31ZM76 259V258H75ZM90 259V258H89ZM88 259V260H89ZM159 259V258H158ZM158 259L157 260H155L154 262L156 263V261L158 262ZM231 259V258H230ZM244 259V258H243ZM13 260V261H12ZM36 260H38V259H36ZM36 260H34V261H36ZM49 260V261H50ZM60 260H62V259H60ZM63 260H64V257H63ZM64 260V261H65ZM68 260V259H67ZM69 260H71L70 258H69ZM68 260V262H71V261H69ZM84 260V259H83ZM87 260V261H88ZM92 259H90V261H91ZM231 260H233V258L231 259ZM63 261V262H64ZM82 261V260H81ZM111 261H113V260H111ZM235 261V260H234ZM233 261V262H234ZM242 261V260H241ZM15 262V261H14ZM33 262V261H32ZM38 262V261H37ZM42 261H40V263H41ZM51 262H53V261H51ZM66 262V261H65ZM76 262V261H75ZM82 262H84V261H82ZM89 262V261H88ZM87 262V263H88ZM198 262V261H197ZM17 263V262H16ZM35 263V262H34ZM59 264L61 263V261H59L58 262ZM81 263V262H80ZM86 263V264H87ZM155 263H153V264H155ZM170 263V262H169ZM199 263V262H198ZM235 264H238L239 262L238 261H235L234 262ZM13 264V263H12ZM36 264V263H35ZM44 264H45V261H44ZM47 264V263H46ZM51 264V263H50ZM55 264V263H54ZM57 264V263H56ZM63 264V263H62ZM74 264H76V263H74ZM157 264V263H156ZM168 264V263H167ZM227 264H229V262L227 263ZM231 264V263H230Z\"/></svg>",
    "mask_w": 264,
    "mask_h": 264
}]
</instances>
